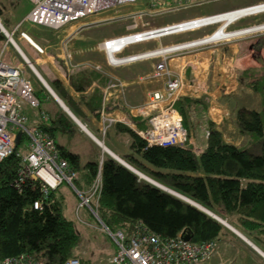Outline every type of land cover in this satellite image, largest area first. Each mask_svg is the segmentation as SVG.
Returning <instances> with one entry per match:
<instances>
[{
	"label": "trees",
	"instance_id": "trees-1",
	"mask_svg": "<svg viewBox=\"0 0 264 264\" xmlns=\"http://www.w3.org/2000/svg\"><path fill=\"white\" fill-rule=\"evenodd\" d=\"M5 3L6 0H0V21L10 30L15 22L2 15ZM256 31L261 30L255 24L244 28V34ZM4 39L0 31V41ZM68 79L74 90L82 92L94 80L104 84L107 77L85 67L71 72ZM58 83L53 80L51 84L79 117L76 106L67 100ZM81 99L96 117L100 118L102 107L108 108L106 99L102 106V91L97 87L82 94ZM173 107L181 114L186 129L191 120L206 119L204 111L208 106L203 96H179ZM40 117L46 121L45 113H40ZM143 118L131 117L136 127L145 129L148 118ZM235 118L238 131L247 136L245 143L237 145L225 140L222 130L209 120L208 138L199 153L185 145H149L137 130L122 123H116L113 129L129 138L133 153L127 157V162L211 212L227 216L242 233L264 246V111L240 108ZM42 120L35 124L36 127L53 138L55 128ZM56 120L58 125L67 126L65 118L56 117ZM255 132L262 135L259 153H253L248 147V143L258 140ZM27 140L21 132L14 151L0 161V259L28 253L46 263L60 264L69 257H77L80 264H92L90 258L81 253L90 239L78 227V222L85 225L90 222L85 217L66 215L68 203L66 195L60 192L62 182L43 195L37 180L26 177L19 181L18 172L22 166L19 154L26 150ZM55 145L69 166L79 171L73 186L67 183L76 198L74 208L80 201L77 191H89L99 171L96 212L110 232L121 231L127 238L138 227H144L162 238L182 232L191 242L216 240L225 232L224 225L216 218L140 179L108 154L102 157L101 163L97 159L80 166L76 153ZM36 199L42 200L39 208L33 207ZM91 200L95 207V196ZM84 211L92 214L87 208ZM97 224L100 228L98 221ZM115 249L116 244L113 253ZM111 256L101 264H109Z\"/></svg>",
	"mask_w": 264,
	"mask_h": 264
},
{
	"label": "built area",
	"instance_id": "built-area-1",
	"mask_svg": "<svg viewBox=\"0 0 264 264\" xmlns=\"http://www.w3.org/2000/svg\"><path fill=\"white\" fill-rule=\"evenodd\" d=\"M30 1L32 7L25 14L24 19L51 29L61 28L70 22L92 16L104 9L116 8L119 5H142V7L131 10L127 14L115 17L111 16L114 19L124 17L130 19L131 22L126 25V30L130 31L104 38L100 43V49L104 51L106 61L111 66H119L136 60L156 58L154 68L149 76L164 78L163 85L160 89L152 90L148 94L146 101L136 107L140 115L148 118L149 124L147 129L137 132L149 145L156 144L162 146H184L189 138V132L183 126L181 114L173 107L177 90L182 84V78L179 72L177 73L169 68L168 60L172 56L190 53L200 48L211 47L233 38L244 36V34H239L240 28L229 29V26L242 17L264 12V7L255 11L246 10L251 6L258 7L264 5V2H262L251 6L172 21L166 24H155L154 16L157 17L171 11H180L200 6L211 0ZM236 12L241 14L229 19L228 22L224 21V17L227 14L231 13V16ZM137 20H139V23ZM210 26H214L210 32L195 39L160 44L158 47L139 51L145 53L134 52L119 55L130 44L143 43L160 37ZM219 29L220 31L224 29L227 32H232V34L224 36L226 33L224 31L222 35L219 34V36L214 37ZM16 30L14 28L10 32L11 35ZM20 34L35 49L40 52L42 51L36 43L28 39L25 32H20ZM126 37H129V39L115 48V43L123 41ZM165 48H169L170 51L162 52ZM63 62L64 64H69V66L71 65L68 52L64 55ZM115 80L109 79L106 88L118 86L119 82ZM18 99L27 102L32 107H38L40 104V98L35 93L30 81L24 77L22 69L17 65L5 61L0 55V161L14 151L22 132L28 140L26 150L19 154L22 160V166L18 172L19 181H23L26 177L37 180L43 195L49 189L58 186L61 182H66L73 186V180L78 178L79 171L71 168L68 162L60 156L53 138L39 130L35 124L27 123L28 117L20 110ZM100 114V118L103 120L104 131L105 125L112 123L115 118L104 110H101ZM15 134L17 135V139ZM99 189L100 175L98 171L89 191L84 193L77 191L80 201L77 204L76 210L80 207L87 208L97 221H100V229L111 235L116 244V249L109 260V264H200L201 261L208 258L214 251L216 240L191 242L188 238H185L182 232L169 238H162L144 227H138L127 238L121 231L110 232L102 221L99 220L96 212V197ZM93 196H95V207L91 205ZM41 202V199H36L33 202V207L39 208ZM0 264L52 263L37 260L28 253H21L17 256L0 259ZM60 264H80V261L77 257H69Z\"/></svg>",
	"mask_w": 264,
	"mask_h": 264
},
{
	"label": "crops",
	"instance_id": "crops-1",
	"mask_svg": "<svg viewBox=\"0 0 264 264\" xmlns=\"http://www.w3.org/2000/svg\"><path fill=\"white\" fill-rule=\"evenodd\" d=\"M216 1H223V0H211L201 4L200 6L209 2H216ZM232 2L234 3L233 8H228L221 11L255 5L264 2V0H232ZM13 3L14 5L10 7L9 0H6L5 3L6 7L2 9V15L6 16L9 19H10V17L8 16L9 12H11L12 9L16 8L14 7L15 4L20 3V1L18 2L15 0ZM28 11L29 10L25 11L23 17ZM260 13L261 14L259 13L253 14L254 16L250 18L242 17L237 21H235L233 24H231L229 28L230 27L241 28L245 24H255L258 22L262 23L264 22V12H260ZM257 19L259 21H256ZM86 23H87L86 21H82V20L77 22H72L70 24H67V27L65 28L62 27L63 28L62 30L64 32L63 34L62 32H58V37L60 38V40L58 44L56 43L57 45L54 48L59 52L60 55L64 56V52L62 51L61 44L65 42L67 44V46L65 47V54L66 52L69 53L71 65L69 66V64H64L63 62L62 70L60 72L59 71L55 72V75L50 76V82L52 83L53 80H58L59 82L58 85H60V88L64 90L65 96L68 98L67 100L73 103L76 106L77 110L79 111L80 113L79 117L71 111V109L62 99H60V97L56 92L54 93L64 103V105L68 108L70 113L81 124L85 126L87 131L84 130L82 127H80L77 124V122L74 120V118L70 114H68L67 111H65L62 108V106H60L59 102L54 98V96L51 95L52 96L51 97L46 92L40 91L41 88L37 89L36 87V91H38L39 94V95L37 94L38 97H40V94L42 92L44 93V97L42 101L40 100V104L38 107H32L27 102L18 99L20 110L28 117L27 123L37 124L40 120H42L40 117V111H43L46 114L45 117L46 121L44 120L42 121H44L45 123L52 124V126L55 128L54 136H53L55 143L64 146L66 149H68L73 153H76L78 155V164L80 166H83L88 161H94L99 158V152H97V148H95L97 147L98 144L91 137V135L98 138L101 132L104 134L106 130H109L110 132H107L105 137L109 133H112L114 137L116 136L121 137L125 140V142L128 143L130 149L129 138L123 133H117L113 129V127L116 123H122L130 126L131 128L137 131L147 129L149 126L148 121H147V128L145 129L138 128L133 123L131 117H139L141 119H145L143 118L145 116L140 115L136 107L146 101L148 94L152 90L162 88L163 79H164L162 77L149 76V74L152 72L154 68V64L156 62L155 59L136 60L122 64L120 66H109L106 64L105 56L103 54H99L101 53L99 51H98L99 53L84 54V49H82L84 44L77 47L75 39L77 38V35L80 31L88 27ZM207 31L208 28L204 27L201 28V30L189 31L186 33H180L178 35L182 36L181 38L186 40V38L189 37L195 38L204 35L206 34ZM239 34H241L240 31ZM174 36L177 35L174 34ZM72 39L74 41L72 42V44H74L75 47H71L69 45ZM101 42L102 41L97 42L98 49H100L99 47ZM118 42H122V41H118ZM118 42L115 43L116 47L118 46ZM244 43L246 42L240 41L237 44L232 43L229 45L216 44L208 48L200 49L195 53L172 56L168 60L169 68L179 72L180 75L182 76V82H184L177 90L176 99L179 96L203 95L206 96L210 101L209 103L210 105L208 106L209 112L207 111L206 119L201 120L200 122H196V124L198 123L197 131H200L201 133L205 132L209 120L214 122V124L218 123L219 127L220 128L222 127L223 131L225 130L238 131L239 127L236 124V118L233 119L234 117H232V120H229L228 116L227 117L224 116V112L221 111L220 107L217 106L219 105V102L217 101L218 100L217 97H219L217 91L218 88H221V90H223L224 92H227L229 90V87L232 86L234 82V77L236 75V72H238L235 68L240 67L241 63L243 64V61L250 59V62H248V64L246 65L247 66L254 65L252 64L254 58L253 51L255 50L256 47L260 49L261 45L260 46L257 45L256 47L255 46L250 47L249 45L251 42L248 44V46H246V44ZM158 44H168V43H166V41L165 42L160 41V43ZM19 45L26 52L30 60L35 59V56H33L35 52H33V49L27 42L23 40L21 41V43H19ZM72 48L73 51H71ZM245 48H247L246 53L244 54L237 53V51H239L240 49H245ZM138 51H142V50H137L136 52ZM141 53H145V52H141ZM29 54H32L31 56L32 59L29 56ZM97 66L100 67V70L98 68L95 70L103 73L107 77V80L104 84H100L94 80L89 85V87H87L86 90L82 92H78L74 90L73 87L69 84L70 82L68 79V75L71 72L73 73L74 71L85 67L94 69ZM65 74H67V77L65 76ZM109 79H116L115 81L116 82L118 81L119 85L116 87L108 88L106 90L104 87ZM50 85L49 86L51 87V89L54 88L52 87V84ZM94 87H97L102 91V102L105 99L108 102L107 105L108 108L107 109H105V107L102 108H104L105 111L110 116L115 118V120L112 123L105 125L106 128L104 131H103V120H101V118L99 117H96V115H94L90 110H88L81 99L82 94L84 95L86 92H88ZM103 105L104 102L102 103V106ZM56 117L65 118L67 122V126L62 127L58 125ZM231 121L233 122L232 124L230 123ZM237 133L239 135L240 132L238 131ZM241 134L243 136V133ZM110 139L113 140L112 138ZM224 139L233 142L237 145H240L242 144V142L246 141V139H244V141H239L241 138L234 140L233 137L229 139L228 137L225 136ZM105 140L106 138L104 139V143L106 144ZM111 144H113V142ZM196 145L194 147V151L196 153L201 152L205 147L204 144L203 149L202 148L198 149V146ZM106 146L114 154H116L117 156H121L125 160L129 155H132L133 153V151L130 149L131 152L129 154H124L125 155L124 157L120 155L114 148L110 147L107 144ZM61 185H65L66 187L63 188L61 186L60 192L66 195L67 203H68L67 209H70L71 211L76 203V202L74 203V199H73L74 195H71V191L66 182H62ZM215 215L221 218L222 220H224L231 227L235 228L241 235H243L247 240H249L252 244H254L255 247H253L248 241L242 238L238 233L234 232L232 229H230L229 227L223 224L225 227V232L222 233L216 239V247L212 252V254L205 260L201 261L200 264H264V246L256 242L252 237H248L244 235L236 227L234 222L227 218V216L224 215L219 216L218 214Z\"/></svg>",
	"mask_w": 264,
	"mask_h": 264
},
{
	"label": "rangeland",
	"instance_id": "rangeland-1",
	"mask_svg": "<svg viewBox=\"0 0 264 264\" xmlns=\"http://www.w3.org/2000/svg\"><path fill=\"white\" fill-rule=\"evenodd\" d=\"M14 1L15 0H9V2H10L9 6L10 7L14 5V3H13ZM16 1H18V2L20 1V3L15 4L14 7H16V8L12 9V11L9 12V14H8V16L11 19V22L14 23L16 21L15 22L16 24H14L13 28L12 29L10 28V30L8 28H5V27H4V29L6 32L10 33L14 29V27L18 28L12 34L13 40L17 43V45L20 47L22 52L25 54V56L31 62L30 65L33 66V69L37 71V73L44 79V81L48 85H50L51 84L50 76H53V75H55V72H58V71L60 72L62 70V63L64 60V56L60 55L59 52L54 47H56V45L59 43V40H60V38L58 37V32H62V34H63L64 32L62 29L67 27V24L65 26H63V28L61 27V28L52 30V29L46 28L44 26L31 23V22L25 20L23 17V14L25 13V11L29 10L32 7L31 1L30 0H16ZM233 6H234V3L232 2V0L209 2V3H206L202 6H198L199 8L197 6H195V7H191V8L180 10V11H171L168 13H164V14H161L157 17L154 16V23L155 24H161V23L166 24V23H170L172 21L187 19V18L196 17V16L207 15V14H210L213 12L215 13L217 11L220 12L221 10H224V9L233 8ZM140 7H142V5L123 4V5L117 6L116 8H109V9L101 10V11L93 14L92 16H87L83 19L74 21V22L81 21V20L86 21L87 22L86 24L88 25L87 28H84L82 31H80L78 33L77 38L75 39L76 40V46L79 47L80 45L84 44L82 47V49H84V54H89V53L93 54V53L101 52L99 54H103L105 56L104 51L102 49H98L97 42L102 41L104 38L110 37L112 35H119V34H123V33L130 31V30H126L127 29L126 25L131 22L130 19H127L126 17L114 19V18H111V16L115 17L117 15L127 14L129 11L135 10L137 8H140ZM259 14H261V13H259ZM253 16L254 15H251L249 17L246 16V17L250 18ZM137 21L139 23V20H137ZM256 21H259V20L257 19ZM0 23L2 24L1 21H0ZM70 23H72V22H70ZM70 23H68V24H70ZM248 25H250V24H245L244 26H242V28L239 29L241 34L244 33L243 28L247 27ZM255 26H256V28H258L259 30L262 31V29L264 27V23H262V24L259 22L255 23ZM207 28H208V31L206 33L210 32L214 28V26L213 27L210 26ZM229 29H235V28L230 27ZM195 30H201V28H199V29L197 28ZM195 30H192V31H195ZM222 31H224V29ZM261 31L252 32L248 36L236 37V38H233L229 41H225V42L223 41L224 43H222V45H229L232 43L237 44L240 41H242V42H246V43H244V44H246V46H248V44L251 42L249 45L250 47H252V46L256 47L257 45H259V46L261 45L260 49L258 47H256L255 50L253 51V55H254L253 57L254 58H253V62H252V60H251V62L254 65H252V66L246 65V64H248V62H250V59L243 61V64L241 63L240 67L235 68L238 72L235 71L236 75L234 77V82H233L232 86L229 87V90L227 92H224L223 90H221V88H218L217 94L219 95V97H217L218 98L217 101L219 102V105H217V106L220 107V110L224 112V116H226V117L228 116L229 120H232V117H234L233 119H235L236 113L238 110H240V108L256 109V110L264 111V98H263V96H264V31H262V32ZM20 32H25L27 34L29 40L36 43L42 49V51L40 52L37 49H35V47H33L32 44L29 43V41L27 39H25L23 36H21ZM186 32H189V31H186ZM186 32H182V33H186ZM225 32L228 34L227 36H229L232 33V32H227L226 30H225ZM218 33L219 32H217V34ZM2 34H4V33L2 32ZM178 34H180V33H178ZM178 34H175L177 36H174V34H173V35H169V36H164L160 39L150 40V41H147L148 43L143 42V43L130 44L126 48H124V50L119 55H124V54H128V53H133V52L139 53V51L138 52H136V51L137 50H143V49L147 50V49H152V48L158 47L160 45V44H158V43H160V41H162V42L166 41V43H170V42L174 43V42H179V41L181 42V41L185 40V39H182L181 38L182 36H180ZM201 36H199V37H201ZM189 38L195 39L198 37H195V38L189 37ZM189 38H186V40H188ZM20 40L21 41L24 40L25 42H27L31 46V48L33 49V52H35V54H33V56H35V59H32V57H31L32 54H29V56L31 57L32 60L29 59L26 52L19 45V43H21ZM156 41H159V42H156ZM0 42H1L0 55L2 56V58H4L5 61H7L11 64L19 66L23 71L24 77L28 81H30V83L32 84V86L35 90H36V87H37V89L41 88L40 91L46 92L48 95L51 96L52 94L50 93V91L46 89V87L44 86L42 81H40L38 79V77L35 75L32 67L30 68L27 65V63L23 60V58L21 57V55L19 54L17 49L14 47V45L11 44V42L6 38V36H5V39L3 41H0ZM72 42H74L73 39L70 41L69 45L71 47H75L74 44H72ZM62 46H64V47H62ZM66 46H67V44L65 42H63L61 44V48H62V51L64 52V55H65V47ZM208 47L209 46H207L205 48H208ZM200 49H204V48H200ZM71 51H73V48ZM197 51L198 50L190 52V53H195ZM246 51H247V48L240 49L239 51H237V53L238 54H244V53H246ZM185 54H189V53H185ZM182 55H184V54H182ZM153 59L156 60V58H153ZM105 61H106V58H105ZM106 64L109 65L107 63V61H106ZM109 66H111V65H109ZM97 68L100 70V67H98V66L94 69H97ZM65 76L67 77V74H65ZM181 78H182V76H181ZM183 83L184 82H182V84ZM106 86H107V84L105 85L104 88H106ZM52 89H54V88H52ZM43 92L40 94V97H39L41 101L44 97ZM54 92H56V91H54ZM199 96H203V95H199ZM199 96H193V97H199ZM205 97L206 96H203V100H205L207 106H209L210 101L208 100L207 97L206 98ZM101 110L105 111V109H103V108ZM207 111L209 112V108L207 109ZM207 111H204V114H207ZM42 112L43 111H40V113H42ZM193 121L194 120H191V122L188 126L189 128L187 129L189 132V138H188V141L185 144V146H190L191 149L194 151V147L196 144H197L196 146H198V149L199 148L203 149V145L206 144V141L208 138L209 126L207 123L206 131L201 133L200 131H197V129H198L197 124L198 123L196 124V121L195 122H193ZM230 123L232 124L233 122L231 121ZM212 124H214V122ZM214 126H217L218 128H220L218 123L214 124ZM220 129L222 130V127ZM226 131L227 130H225V131L222 130L223 136L228 137L229 139H231V137H233L234 140L239 139V138H241L239 141H244V139L247 140V136H244V135L242 136L241 133H239V135H238L237 130H235V131L229 130V131H227V134H226ZM107 132H110V131L106 130V132L104 134L102 132L99 134L100 136L97 139L101 142V144L103 142V145H105V146H106V144L109 145L110 147L114 148L120 155H122L124 157H125L124 154H129L131 152L129 149L128 143L125 142V140L123 138L117 137V136L114 137L112 133H109L105 137ZM254 134L255 135L257 134L258 140L254 141L252 144L248 143V147H249V150L252 151L253 153H259L261 151L260 145H261V141H262L261 140L262 135L259 133H256V132ZM105 138H106V140H105L106 144L104 143ZM110 138H112L113 140H111ZM204 140H205V142H204ZM112 142H113V144H111ZM242 143H245V141ZM95 148H97V152H99L98 160H99V162H101L102 157L104 155H106L107 153L105 151H103L99 145H97V147H95ZM119 157H121V156H119ZM83 159H85V158H83ZM142 173L145 174L146 176L150 177L148 174H146L144 172H142ZM139 178L142 179L141 177H139ZM150 178H152V177H150ZM61 186L63 188H66L65 185H61ZM71 195H73V194L71 193ZM73 199H74V203H75L76 198L74 197ZM84 210H85V208L81 207L77 211L76 208H74V206H73V209L71 211H70V209L66 208L65 212H66V215L69 217L70 216L71 217H77V215H78V217L87 218V220L90 222L89 225H85L83 223L78 222L79 229L85 234V236L87 238L89 237V239H90L88 241V243L86 244V248L81 250V253H83V255L85 257L90 258V260L92 261V264H101L102 262L105 263L107 258H109V256H111V253L113 252V246L115 245V243H114L112 237L108 233L101 231V229L98 227L96 218L92 214L87 215Z\"/></svg>",
	"mask_w": 264,
	"mask_h": 264
},
{
	"label": "water",
	"instance_id": "water-1",
	"mask_svg": "<svg viewBox=\"0 0 264 264\" xmlns=\"http://www.w3.org/2000/svg\"><path fill=\"white\" fill-rule=\"evenodd\" d=\"M0 30L4 33V35L6 36V38L11 42L12 45H14V47L17 49V51L19 52V54L21 55V57L23 58V60L27 63V65L32 69L33 66L30 65V61L28 60V58L25 56V54L20 50V48L18 47V45L15 43V41L12 38L11 33L6 32L4 29V26L0 23ZM34 70V69H33ZM35 75L38 77V79L40 81H42V83L44 84V86L46 87L47 90L50 91V93L54 96V98L59 102L60 106H62V108L67 111L68 114H70L74 120L77 122V124L82 127L84 130L87 131V129L84 127L83 124H81L68 110V108L64 105V103L59 99V97L54 93V91L51 89V87L44 81V79L37 73L36 70H34ZM89 133V132H88ZM91 135V134H90ZM91 137L96 141V143L102 148L103 151H105L109 156H111L112 158H114L115 160H117L120 164L124 165L125 167H127L128 169H130L131 171H133L138 177H140L139 173L141 171H139L137 168H135L133 165H131L130 163H128L125 159H123L122 157L117 156L116 154H114L110 149H108L105 145H103V142L101 144V142L94 137L93 135H91ZM101 163V162H100ZM139 172V173H138ZM142 179L148 181L149 183L153 184L154 186L170 193L173 194L174 196L186 201L188 204L193 205L201 210H203L204 212L208 213L209 215H211L212 217L216 218L218 221H220L222 224L226 225L227 227H229L230 229H232L234 232L238 233L242 238H244L246 241H248L253 247H255L254 244H252L249 240H247L243 235H241L235 228L231 227L230 225H228L224 220H222L221 218L217 217L213 212H211L210 210H208L206 207H204L203 205H201L200 203H198L197 201L189 198L188 196H185L177 191H175L174 189L163 185L161 183H159L158 181H156L155 179H152L150 177H143ZM100 220V219H99ZM100 222V221H99ZM185 238H188L187 236H185Z\"/></svg>",
	"mask_w": 264,
	"mask_h": 264
},
{
	"label": "bare ground",
	"instance_id": "bare-ground-1",
	"mask_svg": "<svg viewBox=\"0 0 264 264\" xmlns=\"http://www.w3.org/2000/svg\"><path fill=\"white\" fill-rule=\"evenodd\" d=\"M264 7V5H262V6H251V7H249V8H247L246 10H258L259 8H263ZM231 14V13H230ZM230 14H227L225 17H224V21L225 22H227L229 19H231V18H233V17H235V16H237V15H240L241 13H238V12H236V13H234V15H231L230 16ZM221 18V17H220ZM223 19V18H222ZM250 25H252V24H250ZM14 28H16L17 29V27H14ZM225 31V30H224ZM224 31H220V29L218 30V34L216 33L215 35H214V37H217V36H219V34L220 35H222V33L224 32ZM182 33V32H181ZM178 34V33H177ZM244 34V33H243ZM249 34H251V33H245L244 34V36H248ZM228 34H226L225 33V35L224 36H227ZM28 37V36H27ZM160 38H162V37H160ZM160 38H157V39H160ZM209 38H211V37H209ZM209 38H207V39H209ZM29 39V38H28ZM129 39V37H126V38H124V41H122V42H118V46H120L122 43H124V42H126L127 40ZM19 47V46H18ZM115 48H117V47H115ZM116 50V49H115ZM168 51H170V49L169 48H165L164 49V51H162V52H168ZM139 53H141V52H139ZM119 57H121V56H119ZM85 127V126H84ZM15 136H16V134H15ZM139 173V172H138ZM139 175H140V177L141 178H143V177H147L145 174H143L142 172H140L139 173Z\"/></svg>",
	"mask_w": 264,
	"mask_h": 264
}]
</instances>
